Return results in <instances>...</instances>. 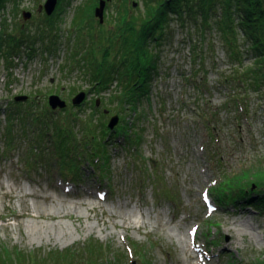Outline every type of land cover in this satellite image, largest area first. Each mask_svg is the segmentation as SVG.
<instances>
[{
  "label": "rangeland",
  "instance_id": "374dc122",
  "mask_svg": "<svg viewBox=\"0 0 264 264\" xmlns=\"http://www.w3.org/2000/svg\"><path fill=\"white\" fill-rule=\"evenodd\" d=\"M99 1L59 0L55 23L41 7L46 0H4L0 6V37L7 43L27 39L9 56L0 41V264H191L188 254L196 247L204 251L200 263L264 259V210L217 197L226 193L223 185H235L232 198L261 191L253 185L240 190L242 184L235 183L245 173L255 175L251 168H264V97L237 87L231 90L235 95L246 100L250 94L249 113L226 109L225 93L215 86L222 70L231 73L230 63L222 49L209 55V42L206 68L196 78L212 90L188 83L185 73L192 76L201 45L193 51L191 42L183 44L181 27L160 47L157 78L136 107L125 103L115 82L100 90L91 63L100 64L98 55L104 61L116 56L125 27L142 14L144 3L107 0L101 22L95 14ZM25 10L33 13L28 20ZM213 42L220 46L219 39ZM82 91L85 103L74 106ZM52 94L66 100L64 110L52 109ZM20 95L28 99L16 101ZM45 113L53 116L50 125ZM116 114L123 130L139 131L126 147L119 145L122 136L116 144L102 131ZM207 119L214 120L215 134L206 128ZM73 125L84 141L92 130L100 146L98 162L85 160L78 171L81 180L67 178L50 159L57 143L64 152L50 133ZM26 211L42 217L21 216ZM62 211L64 217L48 216Z\"/></svg>",
  "mask_w": 264,
  "mask_h": 264
},
{
  "label": "trees",
  "instance_id": "16d2710c",
  "mask_svg": "<svg viewBox=\"0 0 264 264\" xmlns=\"http://www.w3.org/2000/svg\"><path fill=\"white\" fill-rule=\"evenodd\" d=\"M3 1L1 0L0 6L3 5ZM143 3L142 14L135 15L129 25L125 27L126 32H124L121 42L122 48L114 51L116 56H113V58L107 56L108 58L106 57L104 61L96 53L95 46V54L98 55V60L102 61L99 65L98 63H91L90 69L96 67L95 71H93L92 82L94 84L99 83L97 85L100 90L115 82L117 83L116 85L123 88L122 95L125 94V103H133L136 107L142 98L149 96L150 84L157 78L160 64V47L171 41L176 29L181 27L184 30L183 32H186L182 40L183 44L191 42L193 51L203 45L199 47L198 51L196 50L197 58L194 61L192 76L190 77L187 74L188 72L185 73V80L187 79L188 83L204 91L209 92L212 90L204 78L203 80L196 78V72L198 73L200 69L205 67L203 59L207 56L206 53L208 51L206 42H209V49L211 50L209 55L212 56L215 48L222 49L225 52L224 60L230 63V68L228 69L231 73L225 75L224 70H222L215 86V88L225 93L224 101L228 100L225 103V108L237 110L240 107L243 111L240 112L241 114L249 113L247 100L250 99V94H245L246 100L244 97H240L239 94L235 95L231 90L237 87H242L245 92L259 91L261 98L264 97V0H143ZM47 20L55 23V15L48 16ZM123 23L119 24L120 28L124 27ZM192 25L193 30L187 27ZM214 33L216 36H214ZM22 35L25 37L23 31ZM0 39L1 44L4 42L10 48L8 56L12 54L9 53L10 50H18L27 40L26 37H16V40L14 39L13 42L7 43L4 36L0 37ZM194 39L202 41V43H194ZM215 39L220 40V46L217 42H213ZM110 40L114 41V38L112 37ZM29 46L33 48V43H29ZM108 46L106 50L111 52V45L109 44ZM204 46H206V50ZM211 59L214 61L215 57ZM238 93L243 92L239 89ZM209 101L212 100L209 98ZM211 106L213 108V105ZM15 108L17 112L22 110V106L19 105H16ZM211 112L214 116L218 115L212 109ZM66 113L70 115L74 114L75 111ZM37 117H42V115L38 114ZM51 117L53 116L46 115L43 120H47L46 122L50 125ZM34 121L35 124L41 120L37 119ZM213 121L212 119H207L205 123L208 125L206 128H209L215 134ZM48 125H45V128L51 129L52 126ZM87 125L93 128L92 124L87 123ZM127 130L129 129L123 130V127L118 126L114 131H111L105 125L102 131L107 135L106 138L110 137L116 144H118L117 137L122 136V143L119 145L126 147L127 144L134 141V139H131V135L133 136L134 134L135 138H137V133L139 132L135 130L131 134L132 131L129 130V132ZM102 131L99 133L101 134ZM88 133L87 139L89 141H84L81 132L74 125L72 129L66 126V131L62 128H57L55 134L50 133L53 142H61L65 148H63L64 152H61V149L56 146L59 145L57 143L55 145L56 151L50 154V159L56 161L55 164L60 172L67 178L81 180L83 173L81 171L80 174L78 171L81 168L83 169L85 160H88L87 162L89 163L91 162L92 166L95 165V161L96 163L98 162L96 159L100 157L98 154L100 146L96 142L97 135L92 130ZM45 134L48 135L46 131ZM61 137H64L66 143H63L64 140ZM71 145H75L74 149L70 147ZM251 169H256L253 170L256 172L255 175L250 176L249 173H245L235 184H242L238 187L240 190L250 191L251 185H253L261 191L256 190L251 192V194L240 192L238 197L232 198L229 191L235 185L232 184L230 188L223 185V191L226 193L217 195L218 199H223L224 201L234 199V202H241L242 205L264 210V168L253 167ZM251 169L247 171H251ZM251 189L255 188L252 187ZM247 264H264V259Z\"/></svg>",
  "mask_w": 264,
  "mask_h": 264
},
{
  "label": "water",
  "instance_id": "95a60500",
  "mask_svg": "<svg viewBox=\"0 0 264 264\" xmlns=\"http://www.w3.org/2000/svg\"><path fill=\"white\" fill-rule=\"evenodd\" d=\"M58 1L59 0H46L45 4L42 5L41 7H44L46 14L48 16H51L57 8ZM106 1L107 0H100L99 5L95 8V14L100 18L101 22L104 21V14H105L104 11L106 6ZM32 15L33 13L29 10L23 11V17L25 20L30 19ZM26 99H28V96L26 95H20L15 97L16 101H20V100L22 101ZM85 99H86V92L82 91L77 95H75V97L72 99V104L74 106H81L85 103ZM49 104L53 110H57V109L64 110L68 105L66 100H64L58 94H52L49 96ZM97 105H99V100L97 101ZM119 120H120L119 115L116 114L112 116L109 123L107 124L108 128L111 131H114L119 124ZM253 188H255V186H253Z\"/></svg>",
  "mask_w": 264,
  "mask_h": 264
},
{
  "label": "bare ground",
  "instance_id": "6f19581e",
  "mask_svg": "<svg viewBox=\"0 0 264 264\" xmlns=\"http://www.w3.org/2000/svg\"><path fill=\"white\" fill-rule=\"evenodd\" d=\"M24 215L32 216V217H36V218H41L42 217V213H40L38 211H37L36 214H33V212H30V211H26V212L21 213V216H24ZM65 215H66V212L65 211H62L58 215L57 214L48 213V216H52L51 218H54V217H64ZM193 242H194V240H193ZM202 251H203V249L201 247H196V249H195V252L196 253H192L191 252V253L188 254L189 255L188 256L189 262H191V264H206V263H203V262L200 263L198 261V257L201 256V254H202L201 252Z\"/></svg>",
  "mask_w": 264,
  "mask_h": 264
},
{
  "label": "built area",
  "instance_id": "2783aa9c",
  "mask_svg": "<svg viewBox=\"0 0 264 264\" xmlns=\"http://www.w3.org/2000/svg\"><path fill=\"white\" fill-rule=\"evenodd\" d=\"M2 16H3V12L2 9H0V20L2 19Z\"/></svg>",
  "mask_w": 264,
  "mask_h": 264
},
{
  "label": "flooded vegetation",
  "instance_id": "af4514ba",
  "mask_svg": "<svg viewBox=\"0 0 264 264\" xmlns=\"http://www.w3.org/2000/svg\"><path fill=\"white\" fill-rule=\"evenodd\" d=\"M34 48V47H33Z\"/></svg>",
  "mask_w": 264,
  "mask_h": 264
}]
</instances>
